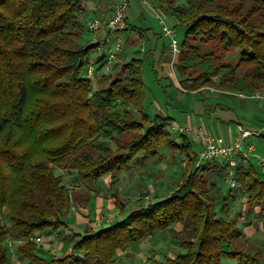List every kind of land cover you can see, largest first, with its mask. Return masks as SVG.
Listing matches in <instances>:
<instances>
[{"label":"trees","instance_id":"16d2710c","mask_svg":"<svg viewBox=\"0 0 264 264\" xmlns=\"http://www.w3.org/2000/svg\"><path fill=\"white\" fill-rule=\"evenodd\" d=\"M176 1L155 0L185 29L175 65L182 74L192 70L190 88L264 92V0ZM87 8V0H0V264H15L10 240L22 241L17 251L29 264L52 263L38 253L34 237L67 229L74 198L56 168L76 170L88 192L82 201L91 200L99 179L111 174L110 187L117 188L118 174L141 154L157 158L165 145L187 150L192 143L183 133L180 144L173 137V116L146 112L144 58L116 64L109 85L95 88L87 69L100 43L79 42ZM232 51L235 64L224 59ZM201 62L207 64L198 71ZM187 154L171 195L148 204L140 199L120 221L68 235L71 253L53 261L121 264L120 250L169 230L183 250L157 264H264L237 247L245 232L218 213L219 192L208 184L215 182H207L206 168L201 172L193 166L197 156ZM237 167L247 212L260 207L264 215V179L251 163ZM116 206L125 208L119 198Z\"/></svg>","mask_w":264,"mask_h":264},{"label":"rangeland","instance_id":"374dc122","mask_svg":"<svg viewBox=\"0 0 264 264\" xmlns=\"http://www.w3.org/2000/svg\"><path fill=\"white\" fill-rule=\"evenodd\" d=\"M91 1L94 6L88 7L82 15V21L86 24V28L83 36L79 39L81 45L96 43L87 22L93 18H103L98 9L100 7L99 0ZM149 1L163 12L160 11V14L165 18L167 24L175 29L182 50L185 29L177 25L176 19L162 10L155 0ZM176 2L182 6H187L193 2L211 3L209 0H177ZM127 14L129 25L136 30L132 35L135 40L128 39L131 36H127L124 31L119 30V34L124 38V51L118 54L117 59L115 58L109 62L107 55L109 48L115 46L116 36L114 33H104L107 40L102 42L91 54V62L97 72V77L92 78L95 88L109 85L111 77L109 74L114 76L118 71V69H114L116 64H123L135 57L144 58L143 78L147 86L146 112L151 116L159 113L173 116L174 119L168 127L173 137L180 144L182 142L180 138L182 132L179 129L183 128L186 131L183 134L188 136L192 143L187 150L180 146L165 145L161 148V155L157 158L144 159L142 158L143 154H141L139 158L130 163L126 170L118 174L120 183L117 188L110 187L111 174H109L111 176L109 180L99 179L94 191L91 193V200L82 201V199L84 200L83 195L88 194V192L87 187L80 182L76 170L56 168V174L63 177L64 183L72 190L74 198L69 212L71 218L69 216L67 218L68 228H61L58 232L45 231L42 233L43 241L38 242L35 240L40 246V255L53 263L55 250L57 249V253H62L61 255L65 251L64 247L58 248L59 242L65 240L67 242L66 246L71 245V242L67 239L68 235L87 234L108 227L120 221L132 210L137 209L140 199L148 204L171 195L182 180L185 165L188 163L187 151L189 154L197 156L195 160L197 162H194L193 166L201 165V172L206 168L207 182L210 180L215 182V186H210L209 182L208 184L211 191L218 190L219 192L220 203L217 204L219 214H224L235 221L240 228L243 224L245 225L243 221L246 222L254 215L260 218L264 224V215L261 214V209L257 212L255 210L250 213L247 212V194L244 193L240 181L236 178L238 180L237 186H232L228 182L230 166H226L227 161L225 159L217 158L200 161L199 152L203 148L206 139L198 133L206 130L217 139L223 137L226 142H231L236 140L240 133L238 128V122L240 121H243L246 127L250 129H253V127L263 129L264 101L260 98L238 97V92L249 93L246 89L231 92H220L212 88L192 90L190 87L193 80L189 79L192 70H188L187 74H182L180 68L172 63L171 39L164 34L163 24L160 18L153 13V9L140 0H130ZM237 55V51H232L227 53L224 59L235 64L238 58ZM101 56L105 57V63L99 68L101 61L96 62ZM117 61L119 62L117 63ZM206 64L201 62L196 66V69L198 71L203 70ZM136 114L139 116L138 113ZM176 125L180 128H176ZM192 128L196 131L188 133ZM252 143L255 144L256 150L250 153L251 159L245 164L251 163L264 179V171L259 167L256 158L258 155L264 154V135L245 138L243 141L244 149L247 150L249 144ZM243 155V151L233 154L237 166L240 161H243L241 159ZM237 166L233 167L234 174L237 173ZM77 196L81 198L80 201ZM118 198L124 203L125 208L122 211L116 206ZM224 206H227L226 209L228 210H225ZM242 212L246 213L244 219L240 218ZM82 216L85 217L87 223L83 228V224L80 223L85 221L79 219ZM2 222L5 224L9 220L3 216ZM174 227L179 230L182 226L177 224ZM13 241L10 240L9 242L13 243ZM20 242L22 241L19 240ZM19 243L15 242L14 247H18L21 244ZM235 244L240 249L243 248L254 253L256 252L252 246L257 247L259 245L264 253V242L258 244L256 242V245H254L252 241L241 239L236 241ZM7 246L11 252L9 243H7ZM182 250L183 247L174 239L172 233L169 230H164L120 250L119 259L121 264H157L158 261L163 262L170 257H177ZM258 255L264 259L260 253Z\"/></svg>","mask_w":264,"mask_h":264},{"label":"built area","instance_id":"2783aa9c","mask_svg":"<svg viewBox=\"0 0 264 264\" xmlns=\"http://www.w3.org/2000/svg\"><path fill=\"white\" fill-rule=\"evenodd\" d=\"M140 1L148 4L153 9V13L158 18H160L163 24L164 34L169 36L171 39L170 47H171L172 59H173L172 63L175 64L174 62H176L177 55L181 52V46L179 44V40L177 38L175 29L170 27L167 24V22L165 21V18L160 14L161 10H159L157 6H154L149 0H140ZM129 2L130 0H117L114 4V9H113L111 16L106 17V18H99V17L93 18L89 20L87 23L88 28L93 33L94 41L100 44L104 42L105 40H107L104 37V33H114L115 34L116 36L115 41H114L115 46L109 48V53L107 55V60L109 62L114 60L118 56V54L124 51V45H123L124 38H122V36L119 34V30L124 31L127 29L128 24L126 20V15H127L128 7H129ZM117 37H120V38H117ZM87 75L91 78H94L96 76V70L93 66V63H91L90 66L88 67ZM237 95L238 97H241V98H260L264 101V92L245 93L241 91V92H238ZM175 127L180 128L178 125H176ZM179 131L182 133L186 132L185 129L183 128H180ZM193 131H196V130L192 128L188 133H191ZM239 131L240 133L237 136L236 140L231 141V142H226L223 137L222 138L220 137L219 139H217L213 135L209 134L206 130L198 132L201 135V137H205L206 139V141L204 142L203 148L199 152L200 161L214 160L217 158L225 159L227 161V164L230 166L228 182H230L232 186L238 185V180L236 179L234 171H233L234 170L233 167L237 166V162H236V159L233 158V154L243 151L244 153L243 156L246 160L251 158L250 153L256 150V146L253 143L249 144L247 150H245L243 147V141L247 137L262 135L264 131V127L263 129H260V130H253V129H248L243 125H239ZM256 158L258 159L259 167L264 171V154L258 155ZM245 215L246 213L242 212L241 218L244 219ZM34 238L38 242L43 241L42 235L34 237Z\"/></svg>","mask_w":264,"mask_h":264},{"label":"crops","instance_id":"0c3cea01","mask_svg":"<svg viewBox=\"0 0 264 264\" xmlns=\"http://www.w3.org/2000/svg\"><path fill=\"white\" fill-rule=\"evenodd\" d=\"M115 0H99V5H100V7H98V9H99V11H100V13H101V15L103 16V18H106V17H109V16H111L112 15V12H113V9H114V4H115ZM94 6L93 5V2L91 1V0H87V6L88 7H90V6ZM88 23V22H87ZM128 25H127V29L126 30H124V33H125V35H127V36H131V37H129L128 39H130V40H135L134 39V36H132L133 34H134V32H136V30H134L133 29V27H131L130 25H129V23H127ZM123 54V53H122ZM105 56V55H104ZM126 56V55H125ZM106 57V56H105ZM105 57L103 58V60H101V65L103 64L104 65V63H105ZM100 58H102V57H100ZM119 61H117V63H118ZM96 63H98V61L96 62ZM100 68V67H99ZM118 72V71H117ZM116 72V73H117ZM96 74H97V72H96ZM110 76H113V74H109ZM109 75H107V76H109ZM96 77H97V75H96ZM239 125H243V126H245L246 127V125H245V123L243 122V121H240V122H238V128H239ZM246 128H248V127H246ZM260 128V127H259ZM248 129H250V128H248ZM253 130H260V129H258L257 127H253ZM243 161H240L239 163L240 164H245L246 163V159L244 158V156H243V158H241ZM242 162V163H241ZM102 178H104V179H110L111 178V176L109 175V174H107V175H105V176H103ZM109 182V181H108ZM120 199V198H119ZM261 208L260 207H257L256 208V212L257 211H259ZM241 215V214H240ZM69 218H71V216H69ZM241 218V217H240ZM79 219H80V221H85V217H79ZM243 223H245V225L243 224V226H241V228L243 229V231L245 232V234H246V239L247 240H249V241H252V243H254V245H256L255 243L257 242V244L258 243H260V242H264V224H263V222H262V220H260V218H257L255 215H254V217H252L251 216V218L249 219V220H246V222H244L243 221ZM262 223V224H261ZM80 224H83V226H82V228L83 227H85V225H87V223H86V221L85 222H82V223H80ZM15 242H18L19 243V241L18 240H14L13 241V243H11L10 244V242H9V246L11 247V256H12V258H13V261H14V263L15 264H29L28 262H27V259H25V258H23L19 253H18V251H17V249H18V247H14V243ZM20 243H22V242H20ZM19 243V244H20ZM66 243L67 242H65V240H63V241H60L59 242V245H58V248L59 247H64V249H65V251L63 252L64 254L63 255H61L62 253H57L56 252V250H55V255H54V259H56V258H59V257H62V256H64V255H66V254H69V253H71V251H72V244L70 245H68V246H66ZM252 248L255 250V252H256V254H261L263 257H264V253L261 251V247L259 246V245H257V247H253L252 246ZM41 250V249H40ZM38 253L40 254V252H39V250H38ZM118 256H119V253H118ZM48 260V259H47ZM53 260V259H52ZM49 261V260H48ZM51 264H57V263H51Z\"/></svg>","mask_w":264,"mask_h":264},{"label":"bare ground","instance_id":"6f19581e","mask_svg":"<svg viewBox=\"0 0 264 264\" xmlns=\"http://www.w3.org/2000/svg\"><path fill=\"white\" fill-rule=\"evenodd\" d=\"M176 63V62H175ZM175 65V64H174ZM231 92V91H230Z\"/></svg>","mask_w":264,"mask_h":264}]
</instances>
